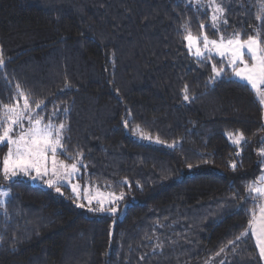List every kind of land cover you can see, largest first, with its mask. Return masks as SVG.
Masks as SVG:
<instances>
[{"label":"trees","instance_id":"16d2710c","mask_svg":"<svg viewBox=\"0 0 264 264\" xmlns=\"http://www.w3.org/2000/svg\"><path fill=\"white\" fill-rule=\"evenodd\" d=\"M262 5L226 0L217 33L189 0H0V101L19 83L46 119L59 109L63 158L82 153L89 179L129 203L120 218L93 215L68 193L6 181L0 264H263L251 234L228 242L257 207L238 205L264 171V108L224 59L193 58L184 40L185 24L247 39ZM213 64L225 72L210 81ZM238 130L237 146L227 134Z\"/></svg>","mask_w":264,"mask_h":264},{"label":"snow or ice","instance_id":"6c2138e0","mask_svg":"<svg viewBox=\"0 0 264 264\" xmlns=\"http://www.w3.org/2000/svg\"><path fill=\"white\" fill-rule=\"evenodd\" d=\"M191 2V0H189ZM200 4V0H196ZM207 8L211 10L210 27L214 32L219 33L217 23H227L222 19L226 9L223 7V0L217 3V0H208ZM264 11V5L261 6ZM260 23L253 29L254 35H248L247 39L241 38V33L234 32L228 38L222 34L218 35V39H209L207 33L201 36L194 37L187 24L184 25L185 35L184 40L187 42V48L190 54L197 58L211 59V54L224 59V62L229 66L232 75L239 81H243L255 93L258 102L264 106V35L261 30L264 29V16L257 14L256 17ZM201 29L204 25H200ZM203 44V48L200 44ZM247 55L252 63L244 57ZM5 66V56L3 49L0 48V69ZM214 75L209 77L210 81H214L222 76L225 72L224 68L217 69L215 64L212 65ZM6 79V77H5ZM67 87V85H66ZM183 98L189 100V90L185 86L183 89ZM11 104H4L0 101V145H6L8 151L2 160L0 166V174L5 180L15 179L22 175L32 180H40L42 177L51 175L53 179L44 181L49 187H55L61 181L70 183V177L79 171L76 163L65 164L62 161H57L56 152L58 149L67 155V150L64 149L61 141L65 138L66 124L64 122L55 123L59 109H54L49 115L47 121L41 114L47 108L44 101H33L29 94L21 87L19 83L15 85V94L12 97ZM22 101V103H21ZM33 104L35 105L33 107ZM36 109H40L39 112ZM25 121L28 127L25 128ZM127 121H124L127 126ZM228 138L233 145H240L242 142H247L243 132L239 130L236 133H228ZM151 139V137H148ZM49 153H51V169L48 167ZM82 157V153H78ZM239 156V152L237 153ZM258 155L264 157V148H261ZM75 159L74 157H70ZM236 163L233 162L231 167L236 168ZM189 168L192 165H188ZM35 172V175H30ZM72 190L76 191V186L71 185ZM246 196L242 198L243 203L238 207L244 209V204L249 200L257 207L255 209H244L247 212L249 219L248 227L236 237V240L229 241V244L235 245L236 241L241 238H246L249 234L256 239V247L258 248V256L264 261V171L256 180L245 185ZM55 191L60 193V188L55 187ZM9 191L0 190V196L8 197ZM235 198V197H233ZM123 200V194L115 198ZM114 202V201H113ZM3 203V201H0ZM100 207L90 208V211L103 212L106 209L103 203L98 201ZM91 204V200H89ZM79 207H84L83 204ZM107 211L116 213L117 208L111 207ZM257 212L259 216H257ZM225 249L221 248L223 252ZM219 254V253H218ZM143 259V257H141Z\"/></svg>","mask_w":264,"mask_h":264},{"label":"rangeland","instance_id":"374dc122","mask_svg":"<svg viewBox=\"0 0 264 264\" xmlns=\"http://www.w3.org/2000/svg\"><path fill=\"white\" fill-rule=\"evenodd\" d=\"M191 1L193 2L194 5H196L198 7L207 8L208 0H200V4H197L196 0H191ZM220 2H221V0H217V3H220ZM225 6H226V0H223V7L225 8ZM210 13H211L210 15H212L211 10H210ZM222 19H224V17ZM221 24L222 23H220V22L217 23L218 29H220V25ZM193 36L196 37V36H201V35H193ZM226 38H228V37H226ZM209 39H218V37L217 38L209 37ZM200 47L203 48L202 42L200 44ZM185 48H186L187 52L189 53V55L191 57L197 58L194 55L190 54V52H189V50L187 48V42L186 41H185ZM212 56L220 57V56L216 55L215 52H213L211 54V57ZM244 58L246 60H248L250 64L252 63V61L250 60V58L247 55H245ZM228 69H229V71L231 73V70H230L229 66H228ZM231 76L233 78H235L232 75V73H231ZM21 103H22V101H21ZM263 108H264V106H263ZM45 121H47L46 118H45ZM24 126H25V128L28 127V124H27L26 121H25ZM147 139H149V138H147ZM61 143L63 144V140L61 141ZM0 146L2 147L4 145H0ZM7 151H8V147L4 151L3 156L0 158V166H2V160H3L4 156H5V154L7 153ZM63 153L64 152L61 151L60 149L57 150V152H56L57 161H62L65 164H72V163H76L77 161H79V163H77V167H78L79 171L77 173L73 174L70 177V183L61 181L60 183H57L55 185V187H59L60 188V193H68V194L72 195L74 202L78 206L83 204L84 207H82V208H84L90 214H93V215L110 214V215L114 216L115 218L122 217L124 215L126 207L128 206L129 203L124 202V199L123 200H116L115 198L119 197L123 193L115 192L109 186L98 184L96 182H92L89 179V177H88L89 170L87 168L86 163L82 160V157H78L76 160L69 161V160H66V159L63 158V156H62ZM48 155H49L48 167H49V169H51V155L52 154L49 153ZM30 175L34 176L35 172H31ZM18 177L27 178V177L22 176V175H20ZM27 179H29V178H27ZM48 179H53V177L51 175H49V176H46V177H42L40 180H32V179H29V180L34 185H39V186H43V187H46V188H52V189L55 190V187H49L44 182V181H46ZM9 180H11V179H9ZM9 180H5L3 175L0 174V190L9 191L10 192V189L5 184V182L9 181ZM71 185H75L76 186V191L72 190ZM6 199H7V197L0 196V201L4 202ZM89 200H91V204H89ZM98 201L103 203V206H104V208L106 210L103 211V212L90 211L89 210L90 208H98V207H100V204L98 203ZM111 207H116L117 208V212L116 213H111V212L107 211V209L111 208ZM257 216H259V215L257 214ZM253 238H254V241H256L254 236H253ZM257 250H258V248H257ZM262 263L264 264V261H262ZM205 264H219V263H218V259H216V260L214 259L213 261H209V262H207Z\"/></svg>","mask_w":264,"mask_h":264},{"label":"crops","instance_id":"0c3cea01","mask_svg":"<svg viewBox=\"0 0 264 264\" xmlns=\"http://www.w3.org/2000/svg\"><path fill=\"white\" fill-rule=\"evenodd\" d=\"M257 214L259 215V213L257 212ZM256 240V239H255ZM255 244H256V241H255Z\"/></svg>","mask_w":264,"mask_h":264}]
</instances>
